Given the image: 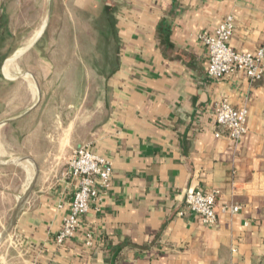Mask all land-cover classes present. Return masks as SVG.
I'll return each instance as SVG.
<instances>
[{"label":"crops","instance_id":"1","mask_svg":"<svg viewBox=\"0 0 264 264\" xmlns=\"http://www.w3.org/2000/svg\"><path fill=\"white\" fill-rule=\"evenodd\" d=\"M39 1L0 0L2 80L9 79V58L23 66L18 77L40 80L24 62L43 48L48 30L40 25L25 37L15 22L25 3ZM44 1L48 16L55 5L96 20L109 11L114 53L103 78L105 112L83 139H74L72 131L58 143L54 136L43 152L33 139L28 155L19 157L28 161L34 180L1 226L0 264H264V77L249 81L236 71L210 78L199 39L231 16L234 49L264 48V0ZM223 99L247 109V131L238 141L215 122ZM33 113L2 116L0 128L19 127ZM29 128L34 133L37 126ZM84 144L110 159L112 176L75 235L60 245L55 235L74 182L61 172L73 149ZM190 187L215 192V226L187 208ZM231 205L239 209L233 212Z\"/></svg>","mask_w":264,"mask_h":264},{"label":"rangeland","instance_id":"2","mask_svg":"<svg viewBox=\"0 0 264 264\" xmlns=\"http://www.w3.org/2000/svg\"><path fill=\"white\" fill-rule=\"evenodd\" d=\"M54 8L53 15L48 16L44 0L35 4L27 2L15 19L16 25L25 29V37L40 25L48 30L43 48L35 50L24 62L40 80H33L29 75L18 77L24 70L16 59L23 50L11 57L15 62L11 63L10 58L6 61L4 70L8 71L9 79H0V110H5L0 119L34 111L22 119L19 127L0 128V238L1 226L12 217L15 204L19 205L27 197L34 180L30 165L27 170L25 161L18 162L21 155H28L32 140L38 141L43 152L54 136L58 143L72 131L74 139H83L105 112L103 78L112 69L113 33L105 22L70 8L67 11L59 5ZM33 123L37 126L34 133L29 128ZM21 132L29 133L25 134V152ZM17 164L24 166L25 171Z\"/></svg>","mask_w":264,"mask_h":264},{"label":"built area","instance_id":"3","mask_svg":"<svg viewBox=\"0 0 264 264\" xmlns=\"http://www.w3.org/2000/svg\"><path fill=\"white\" fill-rule=\"evenodd\" d=\"M233 29L231 16H226L213 32L204 31L199 35L207 52V75L216 80L239 71L245 74L249 81L263 78L264 48L253 52L234 49L229 44ZM213 115L216 124L225 128L232 140L238 141L246 133L247 109L244 106L234 107L223 99L216 104ZM61 175L63 178L73 179L74 182L69 210L62 217V225L55 235V242L60 245L75 235L90 203L98 198L99 191L109 186L112 163L108 157L84 144L73 149ZM184 202L189 210L200 217L204 225L208 227L216 225L215 192L190 187L185 191ZM229 208L235 212L239 206L231 205ZM85 243L92 244L88 232L85 234Z\"/></svg>","mask_w":264,"mask_h":264},{"label":"trees","instance_id":"4","mask_svg":"<svg viewBox=\"0 0 264 264\" xmlns=\"http://www.w3.org/2000/svg\"><path fill=\"white\" fill-rule=\"evenodd\" d=\"M107 13H106V17H102L100 20H97V21H101V22H105L106 24H107V26H109L110 27V30L113 32V28H112V23H111V18H110V16L108 15L109 14V11H106Z\"/></svg>","mask_w":264,"mask_h":264},{"label":"bare ground","instance_id":"5","mask_svg":"<svg viewBox=\"0 0 264 264\" xmlns=\"http://www.w3.org/2000/svg\"><path fill=\"white\" fill-rule=\"evenodd\" d=\"M14 56H15V55H14ZM14 61H15V60H14ZM23 80H24V79H23ZM2 150H3V149H2ZM4 152H5V151H4ZM22 159H23V158H22ZM25 162L27 163V165H26V166H27V170L30 169L27 160H26ZM29 177H30V175H29V172H28V179H27V180H29Z\"/></svg>","mask_w":264,"mask_h":264}]
</instances>
